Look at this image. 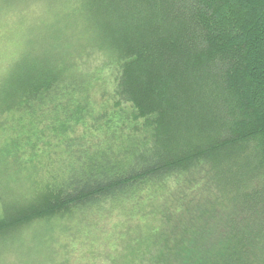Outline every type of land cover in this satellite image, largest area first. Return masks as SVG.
<instances>
[{"label":"trees","instance_id":"obj_1","mask_svg":"<svg viewBox=\"0 0 264 264\" xmlns=\"http://www.w3.org/2000/svg\"><path fill=\"white\" fill-rule=\"evenodd\" d=\"M0 10L50 16L0 80L1 240L29 230L40 264H264V0Z\"/></svg>","mask_w":264,"mask_h":264},{"label":"rangeland","instance_id":"obj_2","mask_svg":"<svg viewBox=\"0 0 264 264\" xmlns=\"http://www.w3.org/2000/svg\"><path fill=\"white\" fill-rule=\"evenodd\" d=\"M27 10L29 11V9ZM28 11L27 13L20 15L5 12L9 16V19L0 21V80H2L1 77L5 72L8 73L10 71L11 65L8 64L10 60L17 57L19 40L21 45L31 44V58L40 57L38 45L42 44L41 40L42 35L44 34L43 29H45L49 24L48 21L50 16H48L47 12L43 14V12H38L36 10L31 12ZM4 67L7 68L5 71ZM34 241L37 242V239L31 236L29 230L17 231L15 234H11L8 238L2 240L0 239V252L7 253L11 250H17L22 253H29L32 252V250H35ZM46 243L47 241L44 244ZM25 244H27V246L22 248L23 250H18V246ZM28 255L29 256L21 260V262H16L15 264H40L41 255L37 256L34 253H29Z\"/></svg>","mask_w":264,"mask_h":264}]
</instances>
